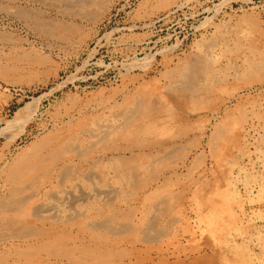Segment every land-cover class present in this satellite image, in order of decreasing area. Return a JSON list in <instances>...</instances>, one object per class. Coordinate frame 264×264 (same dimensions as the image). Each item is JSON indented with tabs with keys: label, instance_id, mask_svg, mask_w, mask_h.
<instances>
[{
	"label": "rangeland",
	"instance_id": "obj_1",
	"mask_svg": "<svg viewBox=\"0 0 264 264\" xmlns=\"http://www.w3.org/2000/svg\"><path fill=\"white\" fill-rule=\"evenodd\" d=\"M145 95L155 109L150 125L156 120L170 136L186 129L161 161L178 207L165 216L145 207L142 231L161 236L148 245L162 246L164 262L146 244L128 255L127 243L111 262L152 264L151 255L154 264H264V0H0V129L33 118L11 149L0 137V198L4 173L36 138L113 124ZM226 120L238 135L214 154L207 142ZM111 155L95 153L102 162L87 180L58 178L57 167L29 202L59 223L108 210L139 221L142 190L109 167ZM56 221L42 217L36 226ZM8 233L0 228V264H16L15 248L33 242Z\"/></svg>",
	"mask_w": 264,
	"mask_h": 264
},
{
	"label": "bare ground",
	"instance_id": "obj_2",
	"mask_svg": "<svg viewBox=\"0 0 264 264\" xmlns=\"http://www.w3.org/2000/svg\"><path fill=\"white\" fill-rule=\"evenodd\" d=\"M249 66L252 68L253 63H250ZM151 99L149 95H145L134 105V108L120 112L116 116L119 118L113 124L94 128L77 129L75 127L64 128V126L55 131L51 129L52 132L41 138H36L26 149L22 150L16 162L4 173L8 192L0 198V228L6 229L18 239L19 237H28L30 241H33L26 247L15 248L18 260L16 264H47L41 262L39 258L41 253H46L60 262L66 261L68 264H113L111 261L116 256H124L127 253L119 251L118 248L121 244L127 243L133 247L128 255H134L139 251L135 248L136 245H151L152 241L160 239L161 236L159 237L157 233L153 235L152 232L142 231L144 220L149 217L146 208L156 210L160 208L164 212L163 216L177 210V202L167 191L169 179L160 173L164 170L161 161L162 156L185 137L186 129L184 132L179 131L177 135L170 136L169 132L164 133L163 128L155 123L156 120L150 125L148 119L155 111L152 109ZM32 109L33 105L28 104L22 108V112L25 114V112H31ZM24 114L19 113L18 115L23 116ZM31 117L32 115L23 117L17 129H13L15 126L13 127L12 122V128L10 124L6 128L0 129V137L5 139V147L11 149L18 136L26 134L27 127L33 119ZM235 128V125L227 120L222 121L217 125L207 142L208 148L214 154L223 152L226 143L237 137L239 129ZM81 134L88 135L89 139H85V142L84 140L79 141ZM97 152L111 153L109 160L112 161L110 162L111 166L109 163V167L114 165L113 170L116 173L133 178L131 187L142 190L138 197L142 201V208L139 209L141 212L139 221L134 220L132 212L124 214L116 210L111 213L108 210L105 215L102 213V216H94L93 219H87L85 215L81 213L80 215L77 212L76 215L68 216L60 223L55 220L57 223L51 226L37 227L36 222L42 217L51 223L55 222L52 217L41 214L42 207L29 202L35 196H39L40 187L45 182L47 183L48 179L53 180L55 177L53 174L57 167H59L58 178L72 181H81V178L91 179L95 175V168L102 162V160L99 162V159H96L95 153ZM186 159L182 163V167H187L189 158ZM140 169L151 173L149 180L142 178ZM30 187H33L32 193L26 194L27 188ZM211 201L213 202V198ZM99 210H102V207ZM176 214L178 215V213ZM110 235L115 236L111 237ZM146 250L154 251L155 258L159 263L166 260L162 246L148 245ZM200 259L201 257H198L197 261ZM147 260L154 264L151 255H148ZM140 264H145V262L141 261Z\"/></svg>",
	"mask_w": 264,
	"mask_h": 264
}]
</instances>
